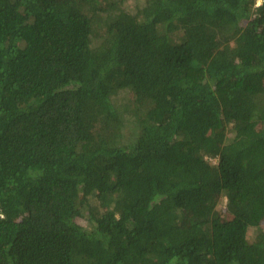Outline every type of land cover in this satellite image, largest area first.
<instances>
[{
  "label": "trees",
  "instance_id": "16d2710c",
  "mask_svg": "<svg viewBox=\"0 0 264 264\" xmlns=\"http://www.w3.org/2000/svg\"><path fill=\"white\" fill-rule=\"evenodd\" d=\"M0 264H264V0H0Z\"/></svg>",
  "mask_w": 264,
  "mask_h": 264
},
{
  "label": "rangeland",
  "instance_id": "374dc122",
  "mask_svg": "<svg viewBox=\"0 0 264 264\" xmlns=\"http://www.w3.org/2000/svg\"><path fill=\"white\" fill-rule=\"evenodd\" d=\"M131 4V3H130ZM130 4H127V8H129L130 7ZM119 100V102H117V103H119V105H124V104H127V105H133L132 103H133V98H132V95L129 93V94H120V95H118V97H117ZM122 100V101H121ZM124 133H126L125 134V141H128L129 140V137L130 136H128L127 135V132H125L124 131ZM127 135V136H126ZM212 163L214 164V163H216V161L213 159V161H212ZM225 201V200H224ZM226 203L224 202L223 203V206H222V209H224L225 208V205ZM79 223H81V225L82 226H86V223H85V221L84 220H82L81 219V221L79 222Z\"/></svg>",
  "mask_w": 264,
  "mask_h": 264
}]
</instances>
